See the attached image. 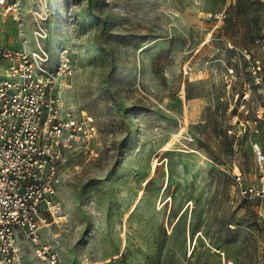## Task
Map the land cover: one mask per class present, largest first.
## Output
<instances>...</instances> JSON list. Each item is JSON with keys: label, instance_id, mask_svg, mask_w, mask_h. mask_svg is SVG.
I'll use <instances>...</instances> for the list:
<instances>
[{"label": "rangeland", "instance_id": "obj_1", "mask_svg": "<svg viewBox=\"0 0 264 264\" xmlns=\"http://www.w3.org/2000/svg\"><path fill=\"white\" fill-rule=\"evenodd\" d=\"M8 2L0 46L35 50L42 27L50 65L62 49L73 64L64 105L99 131L92 153L61 167L67 222L40 231L60 264H264V223L232 177L235 164L251 181L264 122L249 132L251 112L227 104L252 87L238 50L264 38L260 1Z\"/></svg>", "mask_w": 264, "mask_h": 264}, {"label": "built area", "instance_id": "obj_2", "mask_svg": "<svg viewBox=\"0 0 264 264\" xmlns=\"http://www.w3.org/2000/svg\"><path fill=\"white\" fill-rule=\"evenodd\" d=\"M259 1L264 7V0ZM15 6L0 0V17L15 12ZM33 36L32 51L0 46V264H24L20 243L32 247L34 264H60L58 254L42 243L40 231L67 222L57 198L61 167L70 155L92 153L89 145L99 135L90 115L79 105L66 107L62 100L60 86L74 74L67 50L58 51L56 64L50 65L40 44L47 32L38 27ZM238 52L252 87L229 96L227 104L229 110L238 104V110L251 112L240 121L251 132L264 122V38ZM233 68H226L231 77ZM256 94L262 95V103L254 106ZM252 152L251 181L245 183L234 164L233 187L241 198L255 203L258 220L264 223V148L253 143Z\"/></svg>", "mask_w": 264, "mask_h": 264}, {"label": "bare ground", "instance_id": "obj_3", "mask_svg": "<svg viewBox=\"0 0 264 264\" xmlns=\"http://www.w3.org/2000/svg\"><path fill=\"white\" fill-rule=\"evenodd\" d=\"M68 87V86H67Z\"/></svg>", "mask_w": 264, "mask_h": 264}]
</instances>
